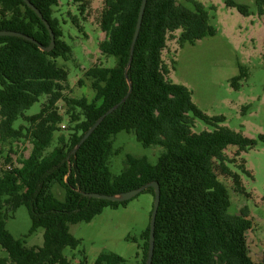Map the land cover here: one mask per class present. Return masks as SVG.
Returning <instances> with one entry per match:
<instances>
[{
	"label": "trees",
	"instance_id": "obj_1",
	"mask_svg": "<svg viewBox=\"0 0 264 264\" xmlns=\"http://www.w3.org/2000/svg\"><path fill=\"white\" fill-rule=\"evenodd\" d=\"M29 1L51 25L56 43L46 52L26 39L0 36L2 150L12 152L13 143L19 140L32 144L30 155L21 158L19 165L6 155L8 166L0 174V245L7 252V256H0V264H72L65 250L78 249L81 240L71 233L70 224L89 223L105 208L126 206L131 201L112 202L85 193L116 195L152 182L161 188L152 264H264V257L256 263L248 251L247 232L252 227L249 212H230L229 189L219 177L230 178L236 192L244 194L241 173L230 168L226 150L236 146L240 156L257 142L221 126L224 118L208 117L193 102L186 86L170 80V69L163 60L169 35L178 30L180 47L216 35L206 7L195 0H185L193 4V9L180 0H148L126 76L143 0H104L100 28L106 37L99 49L115 58L116 65L94 66L86 72L96 90L94 101L89 102L65 94L69 74L57 60H68L71 47L63 39L61 23L54 15L61 0ZM66 1L78 4L82 14L89 5L88 0ZM256 4L263 15L264 0H256ZM227 5L249 15L247 5L231 0ZM72 23L79 27L76 17ZM0 31L23 33L43 47L51 44L43 20L24 0H0ZM246 77V70L240 68L232 85L238 89ZM129 81L132 91L128 99L74 153L97 120L127 96ZM42 96L47 101L40 112L26 115ZM61 101L65 114L58 108ZM65 117L69 133L59 135L54 145ZM20 118L23 122L16 126ZM197 119L213 130L194 132ZM124 131L134 134L146 148L162 147L157 162L127 154L124 169L114 175L109 164L113 137ZM260 140L264 142V136ZM239 170L251 175L244 163ZM56 185L65 190L63 200L53 192ZM145 192L155 198L154 188ZM22 206L32 220L29 235L39 228L44 230L41 247H27L7 229V220ZM141 238L142 257L137 264H146L150 224ZM94 264H126V259L103 253Z\"/></svg>",
	"mask_w": 264,
	"mask_h": 264
},
{
	"label": "rangeland",
	"instance_id": "obj_2",
	"mask_svg": "<svg viewBox=\"0 0 264 264\" xmlns=\"http://www.w3.org/2000/svg\"><path fill=\"white\" fill-rule=\"evenodd\" d=\"M202 3L210 13V23L216 29V35L206 37L195 45L180 47L178 38L181 31L169 35L163 60L170 69V80L186 86L192 92L193 102L208 117H222L221 126H226L243 136L253 139L257 144L237 156L238 148L229 146L226 155L231 160L230 168L241 173L245 193L236 192L233 181L219 174L231 196L230 212L240 214L246 209L252 222L247 232L248 251L254 262L260 263L264 257V14L260 15L256 0H231L249 7V15H242L237 8L229 7L230 0H195ZM87 11L82 14L79 5L61 0L54 8V15L59 19L64 32L63 39L71 47L68 60L59 58V66L68 71L65 91L70 98H86L94 101L96 90L93 79L86 72L94 66L113 67L116 59L105 56L99 44L105 39L100 28V19L104 9V0H88ZM186 7L193 9V4L180 0ZM78 19L79 27L72 23ZM174 63V67H173ZM244 68L247 77L236 89L232 79ZM47 97L42 96L35 105L25 112L26 115L39 113ZM61 114H65V103L59 102ZM68 118L56 133V140L61 134L69 132ZM23 119L16 122L19 126ZM194 132L212 131L213 127L197 119ZM0 142V151L2 150ZM113 155L110 167L118 175L125 167L127 154L137 157L146 156L156 163L164 149L160 146L144 147L132 133L121 132L113 137ZM12 152L0 155V174L8 166L6 155L15 165L21 158H26L32 151V144L27 140L15 141ZM9 151V149H8ZM244 163L251 175L240 172L239 165ZM53 192L57 198H65V190L56 185ZM154 198L150 193H141L126 206L107 207L102 214L91 222L70 224L71 233L81 240L78 249L67 248L65 255L72 264H94L99 255L115 253L126 259V264H137L142 257L143 240L141 235L150 224ZM32 220L28 209L20 207L14 216L7 220L8 231L21 239L27 247H41L44 243V230L39 228L29 235ZM0 256L7 252L0 245ZM85 260V263H83Z\"/></svg>",
	"mask_w": 264,
	"mask_h": 264
},
{
	"label": "water",
	"instance_id": "obj_3",
	"mask_svg": "<svg viewBox=\"0 0 264 264\" xmlns=\"http://www.w3.org/2000/svg\"><path fill=\"white\" fill-rule=\"evenodd\" d=\"M24 1L26 2V4L30 8H32L38 14V16L43 20L44 24L46 25L47 29L49 30L50 35H51V44H50V46L49 47H43L35 39L29 37L28 35L20 33V32L0 31V36H12V37L23 38V39H26L28 41H31V42L37 44L38 47L41 50L46 51V52H50L55 47V43H56L55 34L53 32V29H52L51 25L43 17L41 12L29 0H24ZM147 2H148V0H143L141 8H140V13H139V18H138V22H137V27H136V31H135V34H134V38H133V42H132V46H131V51H130V60H129L128 66L125 69L126 76H127L128 70H129V68L131 67V64H132L133 55H134V48H135V44H136V41L138 39V36H139V33H140V29H141V26H142V20H143V16H144V12H145V9H146ZM129 86H130V88H129V92H128L127 96L119 104H117L116 106L112 107L110 110H108L105 114H103L97 120V122L83 136V138L81 139L80 143L75 148L74 153L77 152V150L81 147V145L100 126V124L103 122V120L108 115L113 113L119 107V105L121 103H124L128 99V97H129V95H130V93L132 91V83H131V81H129ZM148 188H154V190H155V198H154L153 210H152L151 221H150L149 252H148V259H147V262H146V264H152L153 256H154V249H155V225H156L157 213H158L159 206H160V201H161V188H160V185L157 182H152V183L146 184V185H144V186H142V187H140L138 189L131 190V191H128V192H123V193L116 194V195H106V194H99V193H85V196L90 197V198L108 200V201H112V202H126V201L133 200L135 197H137L139 194H141L142 192H144Z\"/></svg>",
	"mask_w": 264,
	"mask_h": 264
}]
</instances>
